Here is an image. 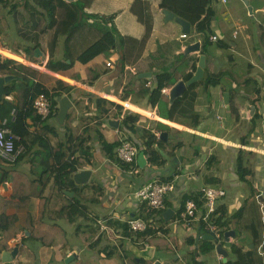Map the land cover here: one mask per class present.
Wrapping results in <instances>:
<instances>
[{
	"label": "crops",
	"instance_id": "1",
	"mask_svg": "<svg viewBox=\"0 0 264 264\" xmlns=\"http://www.w3.org/2000/svg\"><path fill=\"white\" fill-rule=\"evenodd\" d=\"M81 1L88 13L113 17L109 26L120 37L121 45L109 56L98 54L86 62L77 59L70 64L65 54L66 36H59L54 45L56 28L48 25L39 7L25 0H0V62L13 58L36 69L46 76V88L60 92L49 118L27 119L28 133L22 142L25 149L17 161H0V212L5 211L15 221L6 243L0 229V264H225L235 259L233 245L244 251L253 248L251 233L245 229L239 232L236 219L223 230L214 222L245 207L242 227L250 220H261L259 214L264 210V0H215L211 35H217L218 40L213 41L210 35L205 53L201 52L203 36L192 28L187 38H182V26L166 20L160 0ZM84 36L73 43L78 54L91 42ZM197 42L200 50L189 52L188 46ZM218 42L223 47H218ZM202 54L206 55L208 73H223L221 83L208 86L200 80L190 89L192 84L187 86L174 120L161 116L183 96L185 91L172 101L170 91L179 81L189 80L185 75L194 74ZM64 63L70 66H61ZM99 70V77H93ZM163 72H169L174 83L164 87L168 92L161 90L163 98L153 106L143 92L147 87L155 88L157 76ZM13 76L5 86L22 80ZM54 78L71 90L58 86ZM5 96L17 102L19 92ZM60 98L71 102L64 114ZM165 98L168 106L163 103ZM127 111L140 117L126 124ZM116 121L117 125L113 124ZM159 121L169 128L157 129ZM163 132L166 138L160 137ZM149 133L163 139L151 146L160 154L162 165L150 161L146 145ZM125 139L140 147L131 164L117 156ZM117 141L120 144L112 157L103 145ZM80 143L89 157L83 158L85 165L77 172L89 169L92 174L88 182L76 183L74 172L71 178L75 185L62 186L56 175L58 164L67 158L69 147ZM59 149L66 151L60 162L55 157ZM244 169L248 172L242 178ZM6 170H11L10 176ZM154 180L171 181L175 189L156 221L148 223L150 209L137 200L135 192ZM203 187L222 189L225 194L207 218V201L202 206L195 201L196 216L184 219L186 202L192 199L185 198L201 195L206 199ZM168 210L171 213L164 217ZM133 218L144 219L156 234H133L128 223ZM99 221L113 231L103 232ZM262 224L258 264H264V221ZM228 230L236 235L226 241ZM212 231L218 242L205 237ZM244 235L247 243L240 241ZM219 242L226 253L216 249ZM207 243L214 249L204 251ZM14 248H18L17 255L4 262V252Z\"/></svg>",
	"mask_w": 264,
	"mask_h": 264
},
{
	"label": "trees",
	"instance_id": "2",
	"mask_svg": "<svg viewBox=\"0 0 264 264\" xmlns=\"http://www.w3.org/2000/svg\"><path fill=\"white\" fill-rule=\"evenodd\" d=\"M26 2H31L39 7L44 13L48 20V25L56 28L55 37H54V45L57 43L58 37L61 35L66 36L65 41V54L66 57L71 61L70 64L74 63L77 59L81 61H88L92 57L98 54H104L105 56H109L113 49H117L120 47V37L114 32L109 26V22L112 21L113 17H105L100 14H91L88 13L85 9L84 3L81 0H25ZM215 0H160V8L168 9L175 13L176 16H179L187 21H189L192 25V28L203 36V46L202 53H205L207 50L208 43L210 44V35H211V22L212 18L215 14V11L212 8V3ZM90 19L93 22H90ZM84 36V39L87 38L91 42L81 51L79 54L77 53L75 47H73V43L76 42V38L78 36ZM264 39V32H263ZM72 46V47H71ZM218 47H223L219 42L217 44ZM1 59V56H0ZM198 58L195 59V64L193 66V70L196 69V62ZM61 66H70L69 64H62ZM206 73L200 80L205 82L206 85H217L221 83V77L223 73L210 74L207 69ZM101 73V70L98 71L97 75L93 77L97 78ZM0 74L1 75H17L22 78V80L18 82H13L12 84L6 85L5 89L7 94H11L13 91L19 92L18 101L14 102L7 98V96H3L0 101V121L5 117H10L13 109L18 110V114L16 116L15 121H10V126L14 129L15 132L21 135L22 141L25 135L28 133L27 129V119L29 117H36L37 120H42L41 117L37 114L36 110L33 108V103L40 93H46L53 100L54 104L57 103L54 99L55 96L60 94L59 90H55L51 92L46 86L43 84V79L46 77L43 73H40L36 69H33L29 66L22 64L21 62L13 59L6 58L0 62ZM192 72L185 75V80H188L192 76ZM49 77V76H48ZM38 78L37 81H35ZM58 84V86H63L65 90H71V87L57 78H54ZM199 80V82H201ZM198 82V81H197ZM198 82V83H199ZM174 83V79L171 78V74L169 72H163L158 74L157 76V86L155 88L147 87L144 95H148L150 104L156 106L159 104L160 99L163 98L162 89L164 87H171ZM196 84H192L190 88L194 87ZM187 91L184 92L182 97L177 98L173 103L172 107L167 113L161 112L160 115L169 119L174 120V115L179 103L185 98L187 95ZM124 99V98H123ZM166 102L163 103L168 106L169 99L165 98ZM105 101H110L107 99H103ZM112 105H115L119 110L123 109V106L117 104L115 102L110 101ZM139 113L131 112L127 113L125 116V123H132L137 118H139ZM160 131L163 127L169 128V126L165 123L158 122L156 126ZM130 128L134 129L133 126ZM148 132V131H146ZM158 142L162 143L163 139H158L153 133L148 134V141L146 145L148 147V151L150 154V161L155 164L162 165L164 161H161L160 154L152 149L153 143ZM120 143L117 141L115 143H104L103 150L114 157V148H116ZM23 145V143L21 144ZM67 158L60 162L63 157H66V151H61L59 149L56 151V159L58 162V168L56 171L57 179L61 181L62 186H74V181L71 178V175L74 172H77L79 169H82L85 165L84 157H89L88 152H85L83 149L82 143L75 144L73 147H69ZM81 150L82 153L78 154V151ZM1 162H4L0 158ZM240 169L243 168L240 163ZM50 172V170H49ZM248 171L244 169V173L241 174L242 178H245L246 173ZM5 174L10 176L11 170H6ZM13 174V173H12ZM7 177V176H6ZM57 180V181H58ZM43 187L39 189L40 193L43 191ZM18 195V192L15 193ZM29 197V194H26ZM26 196H22L25 198ZM187 198L194 199L199 206H202L206 199H201V195L195 196H187ZM0 201L3 200L0 198ZM79 204V203H78ZM164 208L158 210H149L150 212L147 214L146 220L148 223L156 221V216L162 213ZM246 213V208L242 207L238 211H236L233 216H227L224 219V216L215 220V224L218 228L227 229L232 223L233 219L237 220L239 224L238 227L239 232L242 233L243 229L251 233L252 242L254 244L253 248H250L244 251L241 247L237 245L232 246V251L234 252L235 259L229 260L225 264H258L257 258V247L262 242V231L260 230L263 227L261 220L255 222L254 220H250L241 227L240 220ZM14 217L8 216L5 211L0 212V229L5 232L4 241H6L11 237L8 233L14 226ZM203 227L205 224L202 223ZM125 230L128 229V226H125ZM157 230L153 229V227H148L144 233H141L139 237L142 235H150L151 237L156 234ZM132 236V235H131ZM214 249V245L212 243H207L204 251H211Z\"/></svg>",
	"mask_w": 264,
	"mask_h": 264
},
{
	"label": "built area",
	"instance_id": "3",
	"mask_svg": "<svg viewBox=\"0 0 264 264\" xmlns=\"http://www.w3.org/2000/svg\"><path fill=\"white\" fill-rule=\"evenodd\" d=\"M226 2L227 0H223ZM187 34H181L182 38H187ZM213 41L218 40L217 35H211L210 37ZM110 66L111 63L108 62ZM164 92H168L167 88L163 89ZM8 99L10 97L7 96ZM33 108L36 110L37 114L41 117L42 120L49 118L53 113V101L50 96L46 93H40L37 95ZM18 114L17 109H13L10 117H5L0 121V158L6 164L15 163L20 155L23 153L25 147L23 145L18 146V143L22 141L20 134L14 131L10 126V121H15ZM140 147L133 141L125 139L121 142L117 149L118 159L127 164L134 163L135 159L139 155ZM175 189L173 182L159 181L154 180L148 182L143 187L139 188L135 192V197L141 203H145L149 209L158 210L162 209L165 206L167 196ZM201 193L205 195L208 213L206 218L215 210L217 199L225 194V191L222 189H217L213 187H203ZM195 200L190 199L186 202V210L183 213L184 219L187 217L194 218L197 213V207ZM205 218V219H206ZM129 229L133 234L138 232L145 231L147 229V222L141 218H133L128 221ZM100 229L103 232L109 233L113 231L108 225L103 221H99ZM216 231V229H213ZM160 234V233H157ZM133 240L137 241V237L134 235Z\"/></svg>",
	"mask_w": 264,
	"mask_h": 264
},
{
	"label": "water",
	"instance_id": "4",
	"mask_svg": "<svg viewBox=\"0 0 264 264\" xmlns=\"http://www.w3.org/2000/svg\"><path fill=\"white\" fill-rule=\"evenodd\" d=\"M162 11L165 14L166 20H175L176 22H178L182 26L183 33H186L187 35H189L191 33L192 25L189 21H187V20H185L179 16H176L174 12H172L168 9H163ZM198 50H200V43L199 42L188 46L189 52L190 51H198ZM205 68H206V55L202 54L199 58L198 66H197V69L194 72L193 76L187 82L184 80H181L172 87V89L170 91L171 100L173 101L175 98L181 96L183 94V92L185 91V89L187 88V86H190L191 84L199 81L204 75ZM14 78H15V76H13V75L0 76V101L2 100L3 96L7 95V91L5 89V84L10 82ZM228 97H229V93H226L225 94L226 102H228ZM59 101H60V106H61V113L64 114L67 111V109L69 108V106L71 105V102L69 101L68 98H60ZM113 124L117 125V121L113 122ZM166 136H167L166 132H163L160 134L161 138H166ZM91 174H92V171L89 169L81 170L80 172H77L74 175V180L76 183L88 182ZM69 193H72V192H69ZM169 213H171V210H168L164 214V217H167L169 215ZM235 235H236V233L234 232V230H228L227 232H225L224 239L226 241H229L230 236L235 237ZM206 236H207V238H210V239L214 240L215 242H218L219 237L216 235V232H214V231L207 232L205 237ZM240 241L247 243V235L241 236ZM253 246L254 245L251 244V247H253ZM216 249L219 252L222 251L223 245L221 242H219L217 244ZM222 252L226 253L225 250H223ZM17 253H18V248H14V250H12L11 252H9V251L4 252L3 261L4 262H11L14 259V257L17 255Z\"/></svg>",
	"mask_w": 264,
	"mask_h": 264
},
{
	"label": "rangeland",
	"instance_id": "5",
	"mask_svg": "<svg viewBox=\"0 0 264 264\" xmlns=\"http://www.w3.org/2000/svg\"><path fill=\"white\" fill-rule=\"evenodd\" d=\"M249 19H251V18H249ZM258 27L255 25V30L257 29ZM212 87V86H211ZM128 112V111H127ZM129 113V112H128ZM246 200H247V198H246ZM244 201V199L242 200V202ZM264 215V210H263V213L262 212H260V214H259V218L261 219V222L262 221H264V217H262ZM213 260H215V259H213Z\"/></svg>",
	"mask_w": 264,
	"mask_h": 264
}]
</instances>
